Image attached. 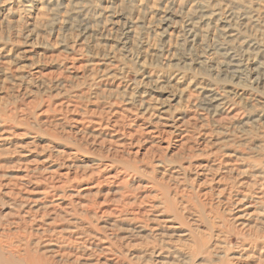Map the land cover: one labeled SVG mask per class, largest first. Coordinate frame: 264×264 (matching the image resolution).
Instances as JSON below:
<instances>
[{
    "label": "rangeland",
    "instance_id": "1",
    "mask_svg": "<svg viewBox=\"0 0 264 264\" xmlns=\"http://www.w3.org/2000/svg\"><path fill=\"white\" fill-rule=\"evenodd\" d=\"M262 193L264 0H0L20 264H264Z\"/></svg>",
    "mask_w": 264,
    "mask_h": 264
},
{
    "label": "bare ground",
    "instance_id": "2",
    "mask_svg": "<svg viewBox=\"0 0 264 264\" xmlns=\"http://www.w3.org/2000/svg\"><path fill=\"white\" fill-rule=\"evenodd\" d=\"M234 67V66H233ZM262 82L263 80L262 79H258V83L259 82ZM207 95V94H206ZM208 99V98H207ZM210 101V100H209ZM148 110H149V108H148ZM262 194H264V193H262ZM236 197V196H235ZM243 201V200H242ZM240 205V204H239ZM235 206V205H234ZM238 209V208H237ZM233 212V211H232ZM154 219H156V218H154ZM157 220V222H170L171 220H160V218H158V219H156ZM168 230H174L175 231V233H177L176 232V229H177V227H175V226H173V225H171V226H168V228H167ZM174 231H172V232H174ZM171 232V233H172ZM174 235V234H173ZM164 236V235H163ZM176 237H178V242L181 240V238H183V236H176ZM175 237V238H176ZM202 238V237H201ZM184 239V238H183ZM171 241V240H170ZM161 243V242H160ZM202 245V244H201ZM201 245H200V247H201ZM211 245V244H210ZM213 246V245H212ZM36 247H38V246H36ZM159 249V248H158ZM203 250V249H202ZM155 251H158L157 249H153L152 250V253H151V256H156L155 258V260H159L158 258H161V253H164L163 251H171V247H169L168 245H165V247H162V248H160L159 249V253L157 254V252H155ZM206 251V250H205ZM216 251V250H215ZM201 252V251H200ZM207 253V252H206ZM210 253V252H209ZM214 253V252H213ZM121 255H122V253H120ZM157 254V255H156ZM180 254V253H179ZM13 255H14V252L11 250V249H7L6 248V246H5V244H3V242H2V240L0 239V264H20L19 262V260L18 261H16L14 258H13ZM221 255V254H220ZM26 256H27V258L25 257V259H23V260H25L26 261V264H54V262H53V260H51V258L50 257H48V256H45V255H43V254H41V253H39V251L35 248V250H27L26 251ZM123 256V255H122ZM176 257H181L182 256V253L180 254V255H175ZM233 259H234V257H233ZM226 260H228V261H232V258H229V257H226ZM121 257H120V255H119V257L117 258L116 257V259L115 260H110V259H106V261H100V260H97V262L95 263V264H109V263H114V264H121ZM193 261V260H192ZM159 263V262H158ZM194 263V262H193Z\"/></svg>",
    "mask_w": 264,
    "mask_h": 264
}]
</instances>
